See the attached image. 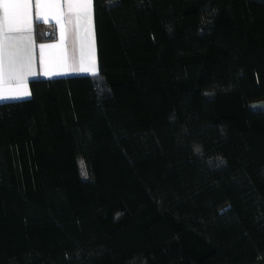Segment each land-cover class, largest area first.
I'll return each mask as SVG.
<instances>
[{
    "label": "trees",
    "instance_id": "1",
    "mask_svg": "<svg viewBox=\"0 0 264 264\" xmlns=\"http://www.w3.org/2000/svg\"><path fill=\"white\" fill-rule=\"evenodd\" d=\"M94 24L98 76L0 103V264H264V0Z\"/></svg>",
    "mask_w": 264,
    "mask_h": 264
},
{
    "label": "crops",
    "instance_id": "2",
    "mask_svg": "<svg viewBox=\"0 0 264 264\" xmlns=\"http://www.w3.org/2000/svg\"><path fill=\"white\" fill-rule=\"evenodd\" d=\"M3 0L0 3V93L26 99L29 81L97 71L94 0ZM8 4L7 18L5 7ZM44 33L38 40L37 32ZM31 96V92H30Z\"/></svg>",
    "mask_w": 264,
    "mask_h": 264
},
{
    "label": "snow or ice",
    "instance_id": "3",
    "mask_svg": "<svg viewBox=\"0 0 264 264\" xmlns=\"http://www.w3.org/2000/svg\"><path fill=\"white\" fill-rule=\"evenodd\" d=\"M2 2H3V0H0V3H2ZM90 2H91V0H90ZM90 2L89 3H83L80 5V7L87 9L90 6ZM4 7H5V17L7 18V9L9 7V5L5 4ZM92 74H93V76H98V71H94ZM19 95H22L24 97H30V92H24V93L19 94ZM9 98L15 99V98H17V96L16 95L8 96V95H4V94L0 93V101H3L5 99H9ZM80 168H81L82 178L87 179L88 173H87L86 166H85L83 161L80 162Z\"/></svg>",
    "mask_w": 264,
    "mask_h": 264
}]
</instances>
